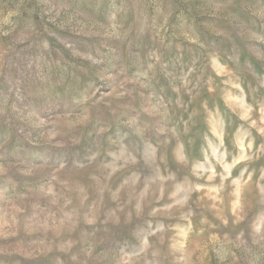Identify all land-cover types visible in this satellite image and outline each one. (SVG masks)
Returning <instances> with one entry per match:
<instances>
[{
	"label": "rangeland",
	"instance_id": "rangeland-1",
	"mask_svg": "<svg viewBox=\"0 0 264 264\" xmlns=\"http://www.w3.org/2000/svg\"><path fill=\"white\" fill-rule=\"evenodd\" d=\"M0 264H264V0H0Z\"/></svg>",
	"mask_w": 264,
	"mask_h": 264
}]
</instances>
